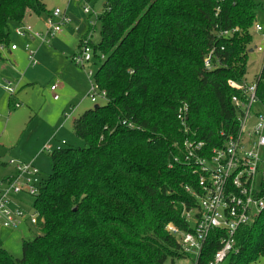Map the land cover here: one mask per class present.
<instances>
[{"label": "trees", "instance_id": "trees-1", "mask_svg": "<svg viewBox=\"0 0 264 264\" xmlns=\"http://www.w3.org/2000/svg\"><path fill=\"white\" fill-rule=\"evenodd\" d=\"M260 4L104 0L97 16L100 38L91 47L100 62L94 82L107 92L106 100L73 119V134L83 146L49 152L51 172L32 203L38 233L22 240L20 258L0 242V264H173L189 258L167 225L191 230L181 212L183 205L197 206L186 190H197V178L173 156L181 155L185 137L212 146L223 142L221 131H234L235 90L227 80L241 81L246 74ZM47 10L42 0H0V46L9 47L11 26L28 11L41 16ZM236 26L239 32L229 39L212 33L214 27ZM214 44L222 64L207 71L202 60ZM182 103L188 105L187 133L176 118ZM220 234L209 233L199 264L213 258ZM234 237L225 264H258L264 257V209Z\"/></svg>", "mask_w": 264, "mask_h": 264}, {"label": "built area", "instance_id": "built-area-1", "mask_svg": "<svg viewBox=\"0 0 264 264\" xmlns=\"http://www.w3.org/2000/svg\"><path fill=\"white\" fill-rule=\"evenodd\" d=\"M74 1L82 3L86 15L95 14L88 1ZM218 11L219 5L214 8L216 15ZM70 21L65 11L55 7L46 19L47 26L44 31L35 30L24 23L16 25L13 31L19 36L32 35L40 43H49L56 35L63 32ZM94 24V21L87 20V30L81 36V43L71 55V61L83 69L84 65L95 57L91 47ZM252 29L255 32L262 30L257 22L253 23ZM237 32H239L238 26L228 30L214 27L212 31L216 39H229ZM219 47V50L225 48L222 45ZM10 48L13 50L16 45L12 44ZM217 48L214 44L203 57V67L207 71L222 64V58L217 55ZM254 48L253 51L257 55L263 51L259 45ZM2 49L3 47L0 46V50ZM25 51L29 63L36 65V51L28 44L25 45ZM91 74L89 69L86 75L91 76ZM263 79L264 54L261 58V67L251 81L245 76L241 81L227 80V84L235 90L231 97V104L237 112L234 131H229L227 134L221 131L223 142L212 146L193 136L185 137L181 144V155L173 156V161L184 162L197 178L196 191L186 187V190L194 196L197 206L189 209L183 205L181 212L191 230L183 232L172 223L167 225V229L179 240L182 251L192 258L193 264H199L198 258L203 243L209 233L215 229L221 231L218 237L219 247L206 264H225L226 256L233 249L237 228L254 222L264 209V87L261 88L260 84ZM4 88L8 93L13 94V88L7 86ZM50 89L54 90L55 85H51ZM106 93L94 81H90L88 97L91 102L96 104L99 98L105 101ZM53 98L56 99L57 95H53ZM14 106L20 105L16 102ZM188 112L186 103H182L176 112V118L184 133L189 132L190 128L187 124ZM64 143L61 141V144ZM9 164L13 167V172L4 178L3 188L0 191V228L16 229L21 221L27 220L38 233L39 215L36 210L32 208L33 213L28 215L20 207L11 209L8 205L12 196L19 193L37 196L42 183L39 170L31 162L10 160Z\"/></svg>", "mask_w": 264, "mask_h": 264}, {"label": "rangeland", "instance_id": "rangeland-1", "mask_svg": "<svg viewBox=\"0 0 264 264\" xmlns=\"http://www.w3.org/2000/svg\"><path fill=\"white\" fill-rule=\"evenodd\" d=\"M47 6L56 4L60 9L66 8L71 23L64 27L62 35L51 41V46L32 42V49H36V65H30L23 50L20 61L0 60L5 69L0 70V191L3 188V179L11 175L13 167L9 161L33 163L39 170L41 180L51 172L49 152L60 146H83L81 139L75 137L72 131V121L86 109L94 105H102L103 99L96 104L88 97L90 81H94L99 61L96 57L84 65V69L71 61V55L77 48L78 36L87 30V20L94 21L91 42L99 41L100 24L96 15L101 12L104 0L88 2L95 14L86 15L82 3L74 0H45ZM257 9L255 21L261 25L264 32V0ZM13 31V30H12ZM250 48L262 46L263 51L258 55L249 52L245 78L251 81L253 75L261 67V58L264 54V39L260 33L252 28ZM14 36V35H13ZM81 37V36H80ZM58 44H56V41ZM21 55V54H20ZM91 70V76L86 75ZM88 76V77H87ZM54 84L56 91L50 90ZM4 86L14 89V99L20 106L9 107V93ZM58 99L54 100L53 95ZM64 141V144H61ZM33 198L23 193L12 196L9 203L11 209L16 206L30 215L33 213ZM37 231L27 220L21 221L18 228H0L1 246L13 258H20L23 239L36 236ZM258 264H264V257ZM166 264H171L167 262ZM173 264H193L192 258H182Z\"/></svg>", "mask_w": 264, "mask_h": 264}, {"label": "crops", "instance_id": "crops-1", "mask_svg": "<svg viewBox=\"0 0 264 264\" xmlns=\"http://www.w3.org/2000/svg\"><path fill=\"white\" fill-rule=\"evenodd\" d=\"M42 2H44V4H45V6H46V8L48 9L47 11H48V13H46L45 15H41V16H37V15H35V14H33L32 12H27V14L25 15V17H24V19H23V21L21 22V23H24V24H29L33 29H35V30H38V31H44V29H45V26H47L46 25V19H47V17H48V15H49V13L52 11V9L53 8H55V7H59V6H57L56 4H54V5H52L51 7L50 6H47V4H46V1L45 0H42ZM63 11H65V13L67 14V11H66V8L64 9L63 8ZM69 16V15H68ZM70 18V17H69ZM70 20H71V18H70ZM72 21V20H71ZM71 23V22H70ZM69 23V24H70ZM16 25H12L11 26V29L13 30L14 29V27H15ZM67 26V25H66ZM88 27V26H87ZM11 30V35H10V40H12L11 41V44L10 45H12V44H15L16 45V48L15 49H11L10 48V45H9V47L8 48H3L2 50H1V55L3 56L2 58V60L1 61H5L6 59H5V57H6V55L7 56H10L9 57V59H10V61H13V62H18V61H20V57H22V54L24 53L25 54V56H26V58H27V53H26V51H25V45L26 44H28V45H30L31 46V44H32V42H37L38 41V39L37 38H35L34 36H32V35H29V36H19V35H17L14 31H12ZM63 32H64V30H63ZM62 32V33H63ZM62 33H60V34H58V35H56V36H59V35H62ZM14 35V36H13ZM55 36V37H56ZM81 36V35H80ZM80 36H78V37H80ZM54 37V38H55ZM53 38V39H54ZM52 39V40H53ZM51 40V41H52ZM78 40H79V38H78ZM78 40L76 41V42H78ZM58 41L59 40H57L56 41V44H58ZM39 42V45L38 46H40V44H46V45H48V47L49 46H51V42H49V43H40V41H38ZM79 43V42H78ZM77 43V44H78ZM32 48V47H31ZM21 49L23 50V53H21L20 51H21ZM35 51H36V49H35ZM21 54V55H20ZM36 54H37V51L35 52V57H36ZM27 60H28V58H27ZM29 62V61H28ZM30 64V63H29ZM31 65V64H30ZM6 67H5V65L4 64H0V70H3V69H5ZM53 85V84H52ZM51 86V85H50ZM51 90V89H50ZM52 91H56V88L54 89V90H51V92ZM14 94H15V92H13V94H10L9 93V96L10 95H13V97H14ZM55 95V94H54ZM54 99V98H53ZM58 99V97L56 98V99H54V100H57ZM15 101H14V103H13V105H15ZM13 107H15V106H13ZM12 167V166H11ZM13 172V168H12V170H11V173ZM10 173V174H11ZM0 242H1V239H0Z\"/></svg>", "mask_w": 264, "mask_h": 264}, {"label": "bare ground", "instance_id": "bare-ground-1", "mask_svg": "<svg viewBox=\"0 0 264 264\" xmlns=\"http://www.w3.org/2000/svg\"><path fill=\"white\" fill-rule=\"evenodd\" d=\"M254 23H255V22H254ZM260 26H261V25H260ZM261 28H262V27H261ZM262 31H263V28H262V30H261L260 32H257V33H260V34L262 35V39H264V32L262 33ZM255 46H256V45H255ZM255 46H254V47H255ZM254 47L251 48V49L249 50V52L253 53V52H254L253 50L255 49ZM261 47H262V46H261ZM260 60H261V59H260Z\"/></svg>", "mask_w": 264, "mask_h": 264}, {"label": "water", "instance_id": "water-1", "mask_svg": "<svg viewBox=\"0 0 264 264\" xmlns=\"http://www.w3.org/2000/svg\"><path fill=\"white\" fill-rule=\"evenodd\" d=\"M96 106H97V104L96 105H94V107L96 108Z\"/></svg>", "mask_w": 264, "mask_h": 264}]
</instances>
